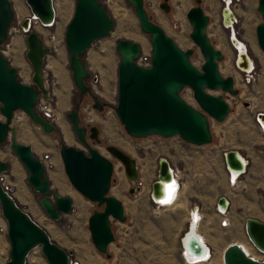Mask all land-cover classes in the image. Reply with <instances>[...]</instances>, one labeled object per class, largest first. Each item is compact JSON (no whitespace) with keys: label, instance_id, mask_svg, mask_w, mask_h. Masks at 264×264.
Segmentation results:
<instances>
[{"label":"rangeland","instance_id":"obj_1","mask_svg":"<svg viewBox=\"0 0 264 264\" xmlns=\"http://www.w3.org/2000/svg\"><path fill=\"white\" fill-rule=\"evenodd\" d=\"M10 1L14 17L7 40L5 44L0 45V52L18 70L19 80L32 85V68L25 56V35L18 27L25 17H31L30 11L25 0ZM99 1L108 10L114 28L108 36L95 41L85 52L84 60L90 73L86 83L90 92L82 95L74 86L69 55L63 42L57 51L51 48L45 60V78L52 92L50 99L47 101L42 97L37 103V110L40 113L45 107L50 108L53 113L51 121L57 125L58 133L44 134L20 110L15 112L12 124L17 128L19 141L32 146L39 158L49 150L45 153L48 154L49 161L53 155L60 156V144L65 142L63 134L71 139L67 140L68 145L82 148L66 118V113L71 109L78 110L84 126L98 127L101 144L94 147L113 163V180L109 194L121 201L126 216L125 222L111 221L114 241L108 247L110 256L107 257L96 250L88 230V218L92 211L102 210L103 206L97 207L96 203L75 190L63 167L59 171L47 161L45 167L51 187L60 195L72 199V209L69 213L62 214L59 220L48 217L38 203L40 194L27 183V171L10 148L11 134L6 142L0 144V159L10 163L9 171L2 175L3 185L17 198L19 206L45 228L51 239L69 252L71 259L78 264H186L180 240L191 223V207L195 204L201 207L199 233L212 247L209 264H223V248L235 240L245 245L256 257L245 234L244 222L248 217L264 220V134L257 129L253 120V115L257 111H264V53L259 48L255 35V28L262 21L257 11L258 0H239L233 4L237 14L235 32L247 45L249 55L255 64V69L251 73L253 77L249 82H245L246 76L236 67L237 53L227 35L228 31L224 30L223 26L218 27L216 11L220 6L219 0H201L199 4L211 18L207 35L212 44L224 55V59L219 62L220 73L224 77L232 76L235 89L238 90L236 96L222 90L209 91L212 95L223 96L231 110L223 122L210 119L212 140L202 146L188 144L179 136L170 138L149 136L136 139L127 134L114 111L117 103V69L120 61L116 52V42L126 39L138 43L141 46V54L137 62L142 66H149L150 36L141 30L134 10L126 0H112L108 5L107 0ZM161 2L162 0H144L150 19L161 26L182 49H193L190 60L200 68L204 58L198 46L189 37L191 26L186 18L189 8L198 4L195 0H168L170 11L165 12L160 7ZM19 3L25 10L23 15L17 12L16 7ZM75 3L76 0H53L56 10L54 26L44 28L36 23L34 30L43 37L50 31L64 39L66 25L73 15ZM221 40H224V46ZM48 45L52 46V43L48 42ZM12 49L13 51H10ZM16 58L22 61L26 77L22 76V70L17 67ZM96 78L97 81L94 82ZM180 94L187 103L199 109L189 87L183 88ZM62 96L64 103L60 100ZM96 99L102 104L101 110L93 107ZM87 105L93 111L92 122L87 121L90 111L89 108L85 109ZM0 119H3L1 113ZM106 145L117 146L129 155L135 156V159H140L139 177L142 176L143 169L148 171L156 164L158 168V159L167 156L171 165L179 171L180 178L177 180L182 183L177 204L165 208L157 206L150 197V189L148 192L140 178L136 183L139 190L130 194L132 184L119 161L106 150ZM227 150H237L249 161L247 172L235 184L229 183V174L227 172V179L226 170L224 171L225 165L223 168V153ZM156 177L157 172L152 179L155 180ZM121 184L125 187L124 191L116 192ZM23 194L26 200L22 199ZM222 195L231 200L230 213L227 216L229 223L224 227L220 226L222 216H219L214 208L216 200Z\"/></svg>","mask_w":264,"mask_h":264},{"label":"water","instance_id":"obj_2","mask_svg":"<svg viewBox=\"0 0 264 264\" xmlns=\"http://www.w3.org/2000/svg\"><path fill=\"white\" fill-rule=\"evenodd\" d=\"M126 1L132 6L141 30L150 36L151 58L149 66H142L137 62L141 54L138 43L126 39L116 42L120 61L114 111L119 122L131 138L179 136L188 144H209L212 140L210 119L223 122L231 110L223 96L212 95L209 91L222 90L236 96L238 90L235 89L232 76L224 77L220 73L219 62L224 59V55L207 35L210 18L199 5L201 0H195L198 5L192 6L186 13L191 26L189 37L204 58L200 68L190 60L193 49H182L161 26L150 19L144 0ZM25 2L31 15L23 21V26L28 28L25 33V56L32 68L33 84L22 83L18 70L0 52V113L3 116L0 119V144L6 142L11 134L10 148L27 171V183L40 194L39 205L48 217L59 220L62 214L71 211L72 199L60 195L51 187L44 162L35 155L30 145L18 140L17 128L12 124L14 113L20 110L44 134L58 133L57 125L37 110L40 99L43 97L49 100L51 96L45 78V59L50 49L41 35L30 27L32 20L42 24H50L55 20L53 0ZM160 7L165 12L170 11L168 0H162ZM257 11L262 21L257 24L255 35L257 44L264 53V0H258ZM13 17L10 0H0V45L7 40ZM113 28L114 22L99 0H76L73 15L66 25L64 42L74 86L82 95L90 92L86 83L90 73L84 60L85 52L95 41L108 36ZM244 55L247 57L245 53ZM237 63L246 68L240 59ZM185 87L193 91L199 109L181 96ZM93 107L101 110L102 104L96 99ZM66 118L82 148L61 142L59 153L64 172L75 190L96 203L97 207L103 206L102 210L92 211L88 218V230L96 250L109 257L108 247L114 241L111 221L126 220L121 201L109 194L113 163L94 147L95 144H101L97 126H84L76 108L67 112ZM105 148L123 166V171L132 184L129 193L138 191L139 187L135 185L139 177L137 160L117 146L106 145ZM237 152L225 151V162L230 168L242 169ZM158 162L157 179L151 184L150 190V196L157 199L162 192V183H170L173 179L170 162L164 157ZM9 169L10 163L0 159V210L7 225L9 244L5 264H26L27 255L35 247H40L48 264H72L70 253L51 239L47 230L17 204L11 192L3 185L2 175ZM218 203L226 207L228 199L222 195L218 198ZM244 229L251 246L264 255V220L248 217L245 219ZM195 247L201 251L205 249L199 242ZM189 248L194 255H199ZM222 257L223 264H264V258L250 256L236 242L227 245Z\"/></svg>","mask_w":264,"mask_h":264},{"label":"built area","instance_id":"obj_3","mask_svg":"<svg viewBox=\"0 0 264 264\" xmlns=\"http://www.w3.org/2000/svg\"><path fill=\"white\" fill-rule=\"evenodd\" d=\"M236 1H239V0H230V2L226 1V0H219V3H220V6H221V11H219V8L218 10L216 11L217 12V24H218V27H221L223 26L224 27V30H227L228 31V34L229 35V39L231 41V43L233 44V46L238 49V44H242L244 46V42L239 39L237 37V33L235 32V29H234V25L235 23L237 22V14L233 8V4L236 2ZM107 5L112 3V0H107L106 1ZM27 17H25L20 26L19 29L20 31L25 35V33L28 31V28L24 27L23 26V21L26 19ZM55 21V20H54ZM54 21L50 24H42L40 23L42 26L44 27H48V28H51L53 27V23ZM211 23V18L209 20V24ZM208 24V26H209ZM233 24V25H232ZM11 28V27H10ZM9 28V30H10ZM9 30H8V33H9ZM45 45L50 49L51 51V48L54 50V51H57L56 50V47H53L51 45H48V42H57V48L60 46L61 43L64 42V39L63 37L59 38L58 35L56 33H53V32H48L46 33V36H41ZM47 42V44H46ZM5 44V43H4ZM246 45V44H245ZM247 46V45H246ZM244 49L246 51V48L244 46ZM248 49V48H247ZM249 53V52H248ZM3 54V53H2ZM233 56V55H232ZM237 58L235 60V64L237 66V68L240 70V71H245L244 73H241V74H244L246 76L245 79V82H249L251 79H252V75L251 73L253 72L254 68H252L251 70H248L247 68H244V67H241L238 65V59H239V52H237L236 54ZM97 81V78L94 80V82ZM192 94H193V91H192ZM194 98V97H193ZM46 100V99H45ZM48 101V100H47ZM187 102V101H186ZM198 105V104H196ZM87 108L85 109H90V111L88 112L89 116H88V119L87 121L88 122H92L93 121V114H92V110L90 108V106H86ZM195 107V106H194ZM45 118L49 119V120H53L52 119V111L50 110V108H47L45 107L44 108V111H42L41 113ZM15 118V113H14V117L13 119ZM253 120H254V124L255 126L257 127V129L259 131H261L262 133H264V111H257L254 115H253ZM87 127V126H86ZM95 147H98L97 144L94 145ZM225 152L223 153V156H224ZM40 159L44 162L45 166L47 164V161H49V156L48 154H44L42 157H40ZM159 161V160H158ZM248 161V160H247ZM249 162V161H248ZM120 163V162H119ZM159 163V162H158ZM121 164V163H120ZM224 165H225V168L224 171L226 173V176H227V170L230 171L231 173H239L243 176V174L245 173L243 169H236V168H230L226 162H225V157H223V168H224ZM123 167V166H122ZM172 173H173V176L179 180V174H178V171L175 170L173 172V169H171ZM239 176V175H238ZM139 178V177H138ZM241 178V177H240ZM239 178V179H240ZM157 179V177H156ZM227 179H228V176H227ZM238 177H232L231 174L229 176V183L231 184H235L236 182H238ZM138 181V180H137ZM136 181V183H137ZM135 183V185H136ZM166 183V182H164ZM137 186V185H136ZM139 187V186H138ZM151 190V188H150ZM177 190V189H176ZM175 190V191H176ZM151 197V196H150ZM152 201L158 206V200L157 198H152ZM229 202V201H228ZM215 211L216 213L219 215V216H222L221 217V220H220V224L221 226H227L228 223H229V219H228V208L227 206L224 207L222 206L221 204L218 203V200L217 202L215 203ZM198 206L197 205H193L191 207V213H193V215H195L196 213H198ZM190 213V214H191ZM192 223V222H191ZM190 223V226L192 225ZM190 230V228L188 227V231ZM6 233H7V225H6V222L4 220V218L2 217V215L0 214V264H5V262L7 261L8 259V252H9V244H8V241H7V236H6ZM186 233V232H185ZM182 239V238H181ZM212 255V253H211ZM197 262H203L204 264H209V261H207V259L205 260H199V261H196ZM26 264H48L47 261L45 260L42 252H41V249L40 247H35L33 248L29 254L27 255V262ZM72 264H78L77 262H75L74 260H72Z\"/></svg>","mask_w":264,"mask_h":264},{"label":"bare ground","instance_id":"obj_4","mask_svg":"<svg viewBox=\"0 0 264 264\" xmlns=\"http://www.w3.org/2000/svg\"><path fill=\"white\" fill-rule=\"evenodd\" d=\"M210 1V0H209ZM212 1H215V0H212ZM226 1H228V2H230V0H226ZM11 2V1H10ZM213 3V2H212ZM212 3H210L211 5H212ZM209 4V3H208ZM54 6V5H53ZM214 5H212V8H214L213 7ZM16 9H17V12H18V14L19 15H23L25 12V10H24V8H23V5L22 4H17V7H16ZM215 9V8H214ZM54 10H55V7H54ZM181 10V9H180ZM183 11V10H182ZM55 14H56V10H55ZM161 21V20H160ZM36 23H39L38 21H35V20H32L31 21V23H30V27L32 28V29H34V26H35V24ZM33 24V25H32ZM40 24V23H39ZM54 24H55V21H54V23H53V26H54ZM249 24H250V22H249ZM41 25V24H40ZM233 25V24H232ZM42 26V25H41ZM44 27V26H43ZM44 28H46V27H44ZM48 28V27H47ZM250 30V29H249ZM249 33H251V32H249ZM52 43V46L53 47H56V50H57V42H51ZM221 43L223 44V46H224V40H221ZM18 44V43H17ZM232 44V43H231ZM232 46H233V44H232ZM238 46V49H236L234 46H233V48L235 49V51H236V53L237 52H239V59L241 60V61H243L244 63H245V65H246V68L248 69V70H251L252 68H254L255 69V64H254V62H253V59L251 58V56L249 55V53H248V49H247V46L244 44V46H245V48H246V51H245V49H244V46L242 45V44H238L237 45ZM10 51H13V49L12 50H10ZM9 51V52H10ZM256 52V51H255ZM244 53L247 55V57L244 55ZM109 58V57H108ZM16 62H17V67L18 68H20L21 70H22V76H25L26 77V75L24 74V72H23V68H24V66H23V63H22V61H20L19 59H17L16 58ZM16 62H15V64H16ZM53 66V65H52ZM58 66V65H57ZM109 66V65H108ZM237 67V66H236ZM239 70V69H238ZM240 71V70H239ZM240 72H245L244 70L243 71H240ZM65 79V78H64ZM66 84V83H65ZM64 87V86H63ZM66 87V86H65ZM64 89V88H63ZM68 89V88H67ZM65 92V91H64ZM60 93V92H59ZM62 93V92H61ZM60 93V94H61ZM56 95V94H55ZM63 97V96H62ZM63 99H64V97L61 99L60 98V100H62L61 102H63L64 103V101H63ZM66 99V98H65ZM69 100V99H68ZM65 101H67V99L65 100ZM61 102L59 101V103L61 104ZM66 103V102H65ZM62 106V105H61ZM66 106V105H65ZM64 107V106H63ZM59 124V123H58ZM62 126V125H61ZM60 127V126H59ZM65 131V130H64ZM63 132V131H62ZM66 132V131H65ZM64 132V133H65ZM67 133V132H66ZM31 134V133H30ZM64 136V141H65V143H67V142H69V141H67L68 139H70V137H68L67 138V136L65 135V134H63ZM68 135V134H67ZM30 137V136H29ZM28 137V138H29ZM26 139V138H25ZM30 140V139H29ZM71 140V139H70ZM68 144V143H67ZM129 154V153H128ZM237 156L240 158V160H241V162H242V165H241V167H242V169L244 170V172H247V166H248V161H247V159L245 158V157H243L242 156V154L238 151L237 152ZM149 167V166H148ZM149 171V170H148ZM174 172V171H173ZM227 172H228V174H229V176H230V174H231V176L234 178V177H238V179L242 176L241 174H239V173H231L230 171H228L227 170ZM150 174V173H149ZM148 175V174H147ZM239 175V176H238ZM55 176V175H54ZM152 176V175H151ZM144 177H147L146 176V174L144 175ZM148 178H149V176H148ZM172 179V178H171ZM144 180H145V178H144ZM151 180V179H150ZM146 181H147V179H146ZM149 182V181H148ZM147 184V183H146ZM124 187V185H122L121 184V186L119 185V188H118V191H116V192H120V191H122L123 189H125V187ZM160 187H162V192H160L159 193V199H157L158 200V206L159 207H173V206H175L176 204H177V202H178V197H179V193H180V183L178 182V180L173 176V179H172V181L170 182V183H162V185L160 186ZM177 189V190H176ZM176 190V191H175ZM63 191V190H62ZM124 191V190H123ZM122 191V192H123ZM23 192V191H22ZM19 194H21L20 192H19ZM116 194H119L120 195V193H116ZM26 195V194H25ZM19 197H21V196H19ZM18 197V198H19ZM27 197V196H26ZM23 200H26L25 198H24V194H23V198H22ZM228 205H227V208H229V202L227 203ZM199 216H198V213H196L195 215H193V213H192V216H191V226H190V224H189V228L191 229L190 230V233L188 234V235H186V236H184L183 235V240H180V244H181V248H182V251H183V258H184V261H185V263L186 264H204L203 262H197L196 263V261H199V260H205V259H207V261H209L210 262V260H211V258H212V255H211V249H210V247H208V245L206 244V242H205V240H204V238L200 235V233H199ZM188 230V229H187ZM187 232V231H186ZM185 234V233H184ZM197 242H199V243H201L202 245H204V247H205V249L204 250H202L201 251V249L200 248H196L195 247V245H197ZM238 244H240V243H238ZM240 246L247 252V254H249L250 256H252V257H254L255 258V256H253L251 253H250V250L245 246V245H243V244H240ZM189 247H191V249L192 250H194L196 253H198L199 255H194L192 252H190V248ZM201 251V252H200Z\"/></svg>","mask_w":264,"mask_h":264},{"label":"crops","instance_id":"obj_5","mask_svg":"<svg viewBox=\"0 0 264 264\" xmlns=\"http://www.w3.org/2000/svg\"><path fill=\"white\" fill-rule=\"evenodd\" d=\"M47 57V56H46ZM46 60V59H45ZM51 94H52V92H51ZM261 132V131H260ZM262 133V132H261ZM264 134V133H263ZM19 140V139H18ZM32 147V146H31ZM32 149H33V147H32ZM33 151H34V149H33ZM47 152H49V150H46L42 155H40V157L41 156H43L45 153H47ZM34 153H35V151H34ZM36 155V154H35ZM37 156V155H36ZM132 157H135V156H132ZM244 157V156H243ZM164 158H166L168 161H169V158L167 157V156H165ZM246 158V157H245ZM136 160H137V167H138V171L140 170V168H139V164H140V159H137L136 158ZM159 160V159H158ZM158 162V161H157ZM170 162V161H169ZM49 163H52V166H53V168H55V169H57V170H61L62 169V167H63V163H62V160H61V157L59 156V155H53V157H52V159H51V161H49ZM170 165H171V163H170ZM150 167H148V169H149ZM171 168L173 169V171H175V170H177V169H175L172 165H171ZM157 164H156V166H153V167H151L150 169H149V171H145L144 169H143V172H141L142 174V176H140L139 178L142 180V181H144V183H145V188L148 190V192H149V189H150V186H151V184L153 183V175L155 174L156 175V172H157ZM144 171H145V173H144ZM178 171V170H177ZM150 173V174H149ZM146 174V176L147 177H144V175ZM148 174V175H147ZM178 174H179V171H178ZM152 175V176H151ZM148 176H149V178H148ZM144 178H145V180H144ZM180 178V177H179ZM146 179H147V181H146ZM151 179V180H150ZM149 181V182H148ZM147 183V184H146ZM179 183H180V189H181V185H182V183L179 181ZM5 186V185H4ZM7 187V186H6ZM12 194V193H11ZM13 195V194H12ZM13 198L15 199V201L17 202V204H19V202H18V200H17V198L13 195ZM226 198L228 199V201H229V208H228V210H229V212H228V214L230 213V207H231V200L226 196ZM218 200V199H217ZM217 200H216V202H217ZM196 205V204H195ZM198 206V216H199V214H200V205H197ZM165 208V207H164ZM189 219V218H188ZM257 219V218H256ZM199 220H200V218H199ZM260 220V219H259ZM188 221V220H187ZM199 226V225H198ZM220 226H221V224H220ZM186 227H187V223H186V225H185V229H186ZM221 227H223V226H221ZM237 240H235V241H232V242H236ZM230 243V242H229ZM229 243H227L226 244V246L223 248V251H224V249L227 247V245L229 244ZM237 243V242H236ZM245 243H248V242H245ZM206 244L208 245V247H210V249L212 250V247L210 246V244L209 243H207V241H206ZM240 245V244H239ZM178 248H179V253H180V247H179V242H178ZM252 251L255 253V255H256V259H263L264 258V255L262 254H258V252L254 249V248H252ZM180 256H181V254H180Z\"/></svg>","mask_w":264,"mask_h":264}]
</instances>
